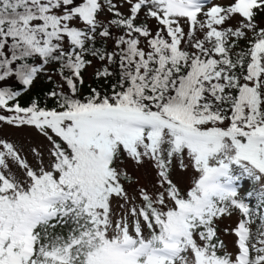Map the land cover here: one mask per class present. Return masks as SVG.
I'll list each match as a JSON object with an SVG mask.
<instances>
[{"label": "snow or ice", "instance_id": "6c2138e0", "mask_svg": "<svg viewBox=\"0 0 264 264\" xmlns=\"http://www.w3.org/2000/svg\"><path fill=\"white\" fill-rule=\"evenodd\" d=\"M0 264H264V0H0Z\"/></svg>", "mask_w": 264, "mask_h": 264}, {"label": "rangeland", "instance_id": "374dc122", "mask_svg": "<svg viewBox=\"0 0 264 264\" xmlns=\"http://www.w3.org/2000/svg\"><path fill=\"white\" fill-rule=\"evenodd\" d=\"M90 81H91L90 77L86 74V82H90ZM39 84H40V82L37 83V85H39ZM5 131L8 132L9 134L14 135L17 138L24 139L26 141L42 139V138L37 137L34 130L5 129ZM229 223H230V221L226 220L224 223L220 224V228L223 229V228L227 227L229 225ZM221 236L226 242H228V243L231 242L232 237L225 236V235H223V233H221Z\"/></svg>", "mask_w": 264, "mask_h": 264}, {"label": "trees", "instance_id": "16d2710c", "mask_svg": "<svg viewBox=\"0 0 264 264\" xmlns=\"http://www.w3.org/2000/svg\"><path fill=\"white\" fill-rule=\"evenodd\" d=\"M49 87H50L49 84L41 80L39 85H36V87L30 93H28L26 96L22 98V102L29 99V97H38L41 100H43V92L47 90ZM49 104L51 105V102H49Z\"/></svg>", "mask_w": 264, "mask_h": 264}]
</instances>
